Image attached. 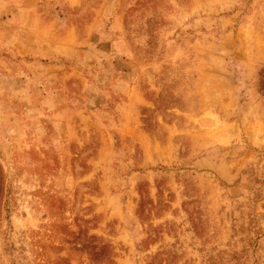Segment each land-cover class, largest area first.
Wrapping results in <instances>:
<instances>
[{
	"label": "rangeland",
	"instance_id": "rangeland-1",
	"mask_svg": "<svg viewBox=\"0 0 264 264\" xmlns=\"http://www.w3.org/2000/svg\"><path fill=\"white\" fill-rule=\"evenodd\" d=\"M0 264H264V0H0Z\"/></svg>",
	"mask_w": 264,
	"mask_h": 264
}]
</instances>
